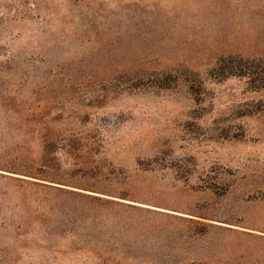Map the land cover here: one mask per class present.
<instances>
[{
    "label": "rangeland",
    "instance_id": "374dc122",
    "mask_svg": "<svg viewBox=\"0 0 264 264\" xmlns=\"http://www.w3.org/2000/svg\"><path fill=\"white\" fill-rule=\"evenodd\" d=\"M259 57L264 0H0V264L89 262L23 221L87 167L166 215L137 263L264 264V89L212 70Z\"/></svg>",
    "mask_w": 264,
    "mask_h": 264
},
{
    "label": "trees",
    "instance_id": "16d2710c",
    "mask_svg": "<svg viewBox=\"0 0 264 264\" xmlns=\"http://www.w3.org/2000/svg\"><path fill=\"white\" fill-rule=\"evenodd\" d=\"M212 70L217 76L244 78L264 89V57L222 59ZM50 152L47 143L43 166ZM84 169L80 175L33 177L43 183L24 182L41 195L24 200L25 225L38 226L34 238L46 252L84 257L89 260L84 264H144L136 261L139 240L155 233L153 217L166 215L135 204L140 202L133 200L130 189L117 187L120 183L113 173Z\"/></svg>",
    "mask_w": 264,
    "mask_h": 264
}]
</instances>
